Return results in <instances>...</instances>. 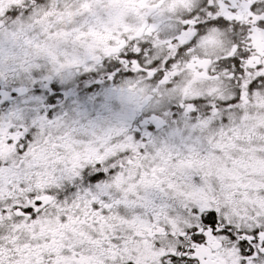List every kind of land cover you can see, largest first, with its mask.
<instances>
[{"label": "snow or ice", "instance_id": "snow-or-ice-1", "mask_svg": "<svg viewBox=\"0 0 264 264\" xmlns=\"http://www.w3.org/2000/svg\"><path fill=\"white\" fill-rule=\"evenodd\" d=\"M0 89V264H264V0H0Z\"/></svg>", "mask_w": 264, "mask_h": 264}, {"label": "flooded vegetation", "instance_id": "flooded-vegetation-1", "mask_svg": "<svg viewBox=\"0 0 264 264\" xmlns=\"http://www.w3.org/2000/svg\"><path fill=\"white\" fill-rule=\"evenodd\" d=\"M85 74H73L70 79H54L51 81L37 80L35 84L28 85L30 96L20 100L21 106L28 105L29 110L47 111L49 106L46 105L47 95L53 94L51 85L55 84L59 89L60 99L57 101L56 108L60 112L77 110L84 113L87 119L99 120L102 123L116 122L122 112V106L118 99L115 98L112 90L118 88L121 81L112 82L106 79L107 74L101 72L93 76L87 74L88 78L81 82V76ZM95 88L92 92H85L83 89ZM39 90L40 104L37 107L31 101L35 98V93ZM3 91V89H0ZM11 107V104H9ZM6 111L0 106V112Z\"/></svg>", "mask_w": 264, "mask_h": 264}]
</instances>
